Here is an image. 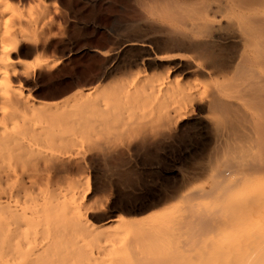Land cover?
Masks as SVG:
<instances>
[{
	"label": "rangeland",
	"instance_id": "1",
	"mask_svg": "<svg viewBox=\"0 0 264 264\" xmlns=\"http://www.w3.org/2000/svg\"><path fill=\"white\" fill-rule=\"evenodd\" d=\"M172 1L0 0V264H196L264 232V69L249 73V57L213 71L189 46L213 4L208 22L254 39L223 30L215 55H264V5ZM59 158L71 162L61 174Z\"/></svg>",
	"mask_w": 264,
	"mask_h": 264
},
{
	"label": "bare ground",
	"instance_id": "2",
	"mask_svg": "<svg viewBox=\"0 0 264 264\" xmlns=\"http://www.w3.org/2000/svg\"><path fill=\"white\" fill-rule=\"evenodd\" d=\"M172 1V0H171ZM247 1V0H246ZM246 1H245V4H246ZM250 1V0H249ZM173 2V1H172ZM194 2V1H193ZM263 3V4H262ZM177 4V3H176ZM188 4V3H187ZM187 4H184V6L185 5H187ZM191 4V3H190ZM196 4V3H195ZM194 4V5H195ZM244 4V3H243ZM247 4L248 5H251V6H247V5H244V6H241V5H239V3L238 2H236V3H233V5H235L236 7L237 6H239V9H240V11L243 13L244 11H246V13L248 14V12L247 11H252V9L253 8H255V7H257V6H261V5H264V1H262V0H251V2H247ZM192 5V4H191ZM197 5V4H196ZM205 5V4H204ZM213 5V4H212ZM211 4L210 5H205V7L203 6L202 8L200 7V9L201 10H199V11H203V14H204V18L202 17V13L201 14H197V15H201V17L200 18H203V21L202 22H200V23H194V24H192V27L191 28H193V29H196L197 31H198V33H200V37L202 38V40H201V42H199V43H197V44H190L189 46H190V50H195L196 52H198L197 54L198 55H200V57L203 59L204 58V60H206V62H208V64H209V66L211 67V68H214L213 69V71L215 70V69H217V71L219 70V69H229V68H231V70H232V68L234 67V65H235V62L236 61H238V62H240L241 63V61H244V62H246V60H247V58H249L250 57V59H248V60H250V63H251V65L250 66H248L249 68H245V69H248V72L250 73L251 72V70H254V68H259V69H264V55H232V56H230V58H229V56H228V58L229 59H227V60H225L224 58H221L222 56L221 55H215V52H214V50H213V47L215 46H213V44L211 43V41L212 40H214V39H216V38H220L219 37V35L221 34V32L223 31V30H227V33L228 34H230V35H232V37L233 38H235V39H237L238 40V42H240V44H242V45H247V44H249V45H252L253 44V42L252 41H254V39L253 40H251V43H250V41H248V40H246L244 37L245 36H242L240 33H238V31H237V28H236V24L233 22V21H228L227 23H226V25H222V24H216V23H210V22H208V20H207V14H210V13H214V11L216 10V7L215 6H212ZM254 7H253V6ZM188 6V5H187ZM226 6V5H225ZM220 7V6H219ZM184 8V7H183ZM188 8V7H187ZM203 9V10H202ZM222 9V8H221ZM223 10V9H222ZM238 10V9H237ZM237 12V11H236ZM259 12V11H258ZM241 13V14H242ZM246 14V15H247ZM253 14V13H252ZM252 14H250V15H252ZM256 14V13H255ZM193 16H195V14L193 15ZM256 17V16H255ZM251 19H253V18H251ZM250 19V20H251ZM262 19V18H261ZM260 19V20H261ZM260 20H259V18H255L254 19V24H259V22H260ZM200 21H201V19H200ZM255 21H257L256 23H255ZM263 22H264V20H263ZM262 21H261V24H264ZM256 25V26H257ZM261 26V25H260ZM258 27V26H257ZM262 27V26H261ZM263 29H264V25H263V27H262ZM259 29V28H258ZM260 31V30H259ZM194 32H195V30H194ZM252 33V32H251ZM255 33V32H254ZM253 33V34H254ZM259 35H261V33L259 34ZM251 36H252V34H251ZM257 37V36H256ZM254 38V37H253ZM256 40V39H255ZM177 41V40H176ZM170 42V41H169ZM181 42V41H180ZM177 43V42H176ZM179 43V42H178ZM177 43V44H178ZM194 43V42H193ZM180 44V43H179ZM258 44H260V43H258ZM185 45V44H184ZM254 45V44H253ZM252 45V46H253ZM174 46V45H173ZM248 46V45H247ZM19 49V48H18ZM187 49V48H186ZM214 49H216V48H214ZM235 49V48H234ZM244 51V50H243ZM224 57V56H223ZM238 62H236L237 63V65H238ZM244 62H243V64H244ZM158 63V62H157ZM237 65H236V67H237ZM240 65V64H239ZM246 65V64H245ZM240 67H242V66H240ZM243 68V72L245 73V71H246V73H248L247 72V70H244V66L242 67ZM241 68V69H242ZM163 69H165V68H163ZM258 69V70H259ZM181 71V70H180ZM216 71V70H215ZM220 71V70H219ZM257 71V70H256ZM213 73V72H212ZM248 73V74H249ZM253 73H255L256 74V72H253L252 71V73L251 74H253ZM243 74V73H242ZM250 74V75H251ZM246 75V74H245ZM241 77V76H240ZM258 76H254V78H257ZM259 78H261V77H259ZM258 78V79H259ZM241 79V78H240ZM245 79V78H244ZM243 79V80H244ZM251 79V78H250ZM235 80H237L236 78H235ZM252 80H254V79H252ZM251 80V81H252ZM238 81H240V80H238ZM261 82L260 83H262V78H261V80H260ZM263 82H264V79H263ZM256 82H254V84H255ZM237 84V83H236ZM243 84V83H242ZM249 84H250V82H249ZM253 84V85H254ZM240 85V84H239ZM245 85H246V83H245ZM251 85V84H250ZM236 87V86H235ZM250 88V87H249ZM252 88V87H251ZM256 87L255 86H253V88L252 89H255ZM258 88V87H257ZM246 91V90H245ZM244 91V92H245ZM250 91V90H249ZM259 91V90H258ZM239 92H240V90H239ZM247 93V92H246ZM258 93V92H257ZM244 94V93H243ZM245 95V94H244ZM248 95H250V94H248ZM247 95V97H249ZM246 96V95H245ZM256 96H258V95H256ZM262 98L264 99V97H261V98H259V99H261L262 100ZM218 99V98H217ZM252 99H253V97H252ZM219 102V101H218ZM213 103V102H212ZM211 104V103H210ZM214 104V103H213ZM222 105H223V107H225V105H224V103H221ZM233 105V104H232ZM231 105V106H232ZM214 107V106H213ZM217 107H218V105H217ZM222 107V109L223 110H225L224 108ZM233 107V106H232ZM209 108H210V105H209ZM228 108H229V106H228ZM219 109V108H218ZM217 109V110H218ZM229 109H231V108H229ZM233 109V108H232ZM235 109V108H234ZM220 111V110H219ZM240 111V110H239ZM220 112H222V110L220 111ZM232 112V111H231ZM225 113V112H224ZM226 114V113H225ZM228 115V114H227ZM226 115V116H227ZM244 117H245V114H244ZM230 118V117H229ZM241 119V118H240ZM245 119V118H244ZM249 119V118H248ZM236 120V119H235ZM249 123V122H248ZM235 124V123H234ZM80 125H81V123H80ZM233 125V124H232ZM233 126H235V125H233ZM218 128V127H217ZM229 128V127H228ZM231 128V127H230ZM238 128V127H237ZM248 128V127H247ZM233 129V128H232ZM172 130V129H171ZM238 130V129H237ZM237 130L235 131V133H241V134H243L244 132H241V130H239V132H237ZM231 132V131H230ZM159 133H160V131H159ZM165 134V133H164ZM232 134V133H231ZM230 134V135H231ZM246 135H248V134H246ZM162 136H164V135H162ZM232 136V135H231ZM146 137V136H145ZM238 137V136H237ZM148 138V137H147ZM146 138V139H147ZM243 138V137H242ZM249 138V137H248ZM38 139V141H39V139L40 138H37ZM36 139V140H37ZM152 139V138H151ZM150 139V140H151ZM150 140H148V141H150ZM238 140V139H237ZM239 140H240V138H239ZM38 141H36V142H38ZM145 142V141H144ZM234 142V141H233ZM240 142H242V141H240ZM243 142H244V140H243ZM141 143V142H140ZM153 143V142H152ZM242 144V143H241ZM232 147H233V145L232 144H230ZM229 145V146H230ZM235 147V146H234ZM103 148V147H102ZM237 148V147H236ZM219 149V148H218ZM229 150V149H228ZM234 150V149H233ZM233 150H232V148H231V151L233 152ZM237 151L239 150V149H236ZM240 151V150H239ZM218 152V151H217ZM228 153H230V152H228ZM239 154V153H238ZM219 157V156H218ZM229 157V156H228ZM222 158V157H221ZM220 161V160H219ZM227 161V160H226ZM233 161V160H232ZM52 163H50V169H51V171H53V172H55V173H58V174H61V173H64V172H66L67 171V169H68V167L70 166V164H71V162L70 161H67V160H63V159H56V160H54V161H51ZM230 162H231V159H230ZM229 162V163H230ZM245 162V161H244ZM231 164H232V162H231ZM108 165V164H107ZM233 165V164H232ZM237 166H239V164L237 165ZM237 166H236V168H237ZM216 167V166H215ZM244 166H242L241 167V165L239 166V168L241 169H244L243 168ZM261 167H263V166H261ZM261 167H259L258 169L259 170H261ZM238 168V169H239ZM249 168V167H248ZM253 168V167H252ZM246 170V169H245ZM254 170V169H253ZM258 170V171H259ZM257 171V172H258ZM264 171V170H263ZM232 172V171H231ZM260 172H262V171H260ZM222 173V172H221ZM253 173V172H252ZM255 173V172H254ZM259 173V172H258ZM225 175V174H224ZM247 175V174H246ZM219 176V175H218ZM223 178V177H222ZM221 178V179H222ZM208 192H209V190H208ZM208 192H206L205 194H207L208 195ZM212 194V193H211ZM214 194V193H213ZM212 196V195H211ZM199 214V212H196V214L194 215L195 217H196V215L197 216H199L198 215ZM203 214V213H202ZM202 214H200V218L201 217H203L204 218V216H201ZM208 215H209V213H208ZM241 215V214H240ZM186 216V215H185ZM184 216V217H185ZM191 216H192V214H191ZM190 215H189V217H191ZM7 217H16V216H14L11 212L8 214V216ZM188 216L187 217H185V218H189ZM243 217H241V219H242ZM253 218V217H252ZM251 217H250V219H251V223H253L252 221L255 219H252ZM264 219V217H261V219ZM2 218H0V220H1ZM117 219V218H116ZM170 219V218H169ZM192 219H193V217H192ZM216 219V218H215ZM220 219V217H218L217 218V221ZM247 219V218H246ZM260 219V220H261ZM262 219V220H263ZM224 220V219H223ZM259 220V219H258ZM4 221V220H3ZM82 221H84V220H82ZM208 221V220H207ZM214 220H212L211 221V224L210 225H212ZM217 221H216V223H217ZM221 220H219V222H220ZM228 222V220H227V218H226V220H225V222ZM233 221V220H232ZM242 221V224L244 223L243 222V219L241 220ZM244 221H246V220H244ZM255 221H257V217H256V220ZM2 222V221H1ZM38 222L39 221H35L34 219H32V222H31V225H32V223H34V225H35V227L38 225ZM85 222H86V220H85ZM88 222V221H87ZM188 222V221H187ZM203 222V221H202ZM204 222H206V219H204ZM230 222V221H229ZM3 223V222H2ZM7 223V222H6ZM36 223H37V225H36ZM89 223V222H88ZM107 223V222H106ZM112 223V222H111ZM173 223V222H172ZM200 224H204V223H201V222H199ZM235 223H236V226H237V222H232V224H230V225H233V226H235ZM250 223V222H249ZM11 224H13V222L11 221V223L10 224H8V228H9V225H11ZM86 224V223H85ZM206 224H207V222H206ZM205 224V226H207ZM214 224H215V221H214ZM229 224V223H228ZM246 224V223H245ZM7 225V224H6ZM33 225V226H34ZM91 225V224H90ZM194 225V224H193ZM220 225V224H219ZM239 225H241V224H239ZM247 226L248 225H250V224H246ZM12 226V225H11ZM10 226V227H11ZM13 226H14V224H13ZM27 226H29V224L27 225ZM95 225H93V227H94ZM115 226H116V224H115ZM151 226V225H150ZM195 226H196V224H195ZM197 226H199V224L197 225ZM204 226V227H205ZM225 226H226V223H225ZM260 226V225H259ZM259 226H256V227H259ZM262 226V225H261ZM220 227H222V226H220ZM219 227V228H220ZM240 227V226H239ZM241 227H242V225H241ZM244 228L246 227V226H243ZM249 227V226H248ZM252 227V226H251ZM263 227V226H262ZM261 227V228H262ZM7 228V229H8ZM98 228V227H97ZM96 228V229H97ZM121 228V227H120ZM138 228V227H137ZM199 228V229H198ZM197 229H195V231H199V230H201L200 228L201 227H198ZM207 228V227H206ZM223 228V227H222ZM232 229L233 228H235V227H231ZM10 229V228H9ZM9 229L7 230V231H9ZM12 229V228H11ZM100 229V228H99ZM209 229V228H208ZM214 229V228H213ZM242 229V228H241ZM246 229V228H245ZM6 230V229H5ZM105 230V229H104ZM123 230H126V228L125 229H123ZM222 230V229H221ZM225 229H223L222 231H224ZM246 230H248V228L246 229ZM250 230V229H249ZM251 230H254V229H251ZM250 230V231H251ZM261 230V229H260ZM263 230V229H262ZM14 231V230H13ZM20 231L21 232H23L24 233V230H21V228L19 229V233H20ZM105 231H108V230H105ZM203 231V228H202V230L201 231H199V232H202ZM204 231H205V229H204ZM203 231V232H204ZM214 232H215V230H213ZM226 231V230H225ZM257 231H259V230H257ZM109 232H111V231H109ZM108 232V233H109ZM114 232V231H113ZM112 232V233H113ZM116 232V233H115ZM115 232H114V234L116 235V234H119L118 232H117V230H115ZM176 232V231H175ZM218 232V231H217ZM236 232V231H235ZM238 232V231H237ZM242 232V231H241ZM256 234H260L259 232H256V231H254ZM254 232H249V234H251V233H254ZM3 233V232H2ZM15 233V232H14ZM111 233V234H112ZM120 233H122V232H120ZM124 233H126V232H124ZM124 233H123V235H124ZM192 233V232H191ZM207 233V232H206ZM220 233V232H219ZM242 233H244V232H242ZM264 232H262V235L260 236V235H258V236H260V238H263L264 237V234H263ZM9 234V233H8ZM22 234V233H21ZM25 234V233H24ZM113 234V235H114ZM194 233H192V235H193ZM208 234V233H207ZM227 234V233H226ZM233 234V233H232ZM239 234V233H238ZM245 234V233H244ZM244 234H242V236H241V240L243 239L242 237L244 236ZM3 235V234H2ZM195 235L197 236V234H194V238H195ZM204 235V234H203ZM222 234L220 233L219 234V238H221L220 236H221ZM234 235L236 236V234L234 233ZM241 235V234H240ZM246 235V237L248 238V233L247 234H245ZM251 235H253V234H251ZM6 236V235H5ZM4 236V237H5ZM26 236H27V233H26ZM191 236V235H190ZM190 236H189V238H190ZM199 236V235H198ZM226 236V235H225ZM225 236L224 235H222V239H224L225 238ZM233 236V235H232ZM123 236L121 235V240H123L124 238H122ZM245 237V236H244ZM254 238H255V236H253ZM106 238V237H105ZM193 238V236H191V239ZM201 238V237H200ZM238 238L239 237H237V241H238ZM257 238V237H256ZM259 238V239H260ZM16 239H17V237H16ZM27 240H28V237L26 238ZM25 239V240H26ZM119 239H120V237H119ZM144 239V238H143ZM202 239V238H201ZM204 239H207V241L209 242V240H210V238H209V235H208V237L206 236ZM204 239H202V240H204ZM233 241H235L233 238H231ZM230 239V240H231ZM249 239V238H248ZM259 239H258V241H259ZM6 240V239H5ZM15 239H13L12 240V242L14 243L15 241H14ZM23 240V245L25 244V243H27V246L25 245V247H28V246H30L31 245V243L29 242V244H28V241L26 242V241H24V239H22ZM105 240H107V239H104V241ZM196 240V239H195ZM215 240V239H214ZM220 240V242H221V239H219ZM218 239H217V241H219ZM226 240H227V238H226ZM229 240V241H230ZM240 240V241H241ZM244 240H246V239H244ZM244 240L242 241V242H244ZM250 240V239H249ZM262 239H260V241L258 242V243H260V245H261V247H264V245H262V241H263V243H264V240H262ZM190 241V240H189ZM189 241H187V242H189ZM191 241H193V239L191 240ZM206 240L205 241H202V242H207ZM212 241V240H211ZM224 241H225V239H224ZM233 241H230V242H233ZM251 241V240H250ZM117 242H120V241H117ZM130 242V241H129ZM149 242V241H148ZM165 242V241H164ZM167 242V241H166ZM187 242H186V244H187ZM205 243V245L207 246L208 244H211V243ZM227 242V241H226ZM256 241H255V243H257ZM4 243V242H3ZM3 243H1L3 246H4V244ZM87 243V242H86ZM104 243V242H103ZM121 243V242H120ZM160 243V242H159ZM193 243V242H192ZM195 243H197V242H195ZM200 243H201V241H200ZM235 243H237V242H235ZM239 243V242H238ZM245 244H246V242H244ZM255 243H253V245H248L246 248H245V246H244V251L243 250H240V249H242L243 248V246H241V248L239 247V250L240 251H228V252H225L224 253V250H223V252L221 251V252H219V253H221L220 255H217L216 254V252L218 251L217 250V248H216V250L217 251H212V252H215V254L213 253V254H211L210 253V251H209V253L208 254H210V255H206V253L205 252H200V254L198 253V255H196L198 258H196V256H195V254H192L191 252V254H188V256H191V258L193 259V257H195L196 259H198L197 260V262L200 260V262H198L199 264H205V263H202V262H206L207 264H264V248L262 249H257V248H254V247H256V246H259L258 244H256L255 245ZM47 244V243H46ZM111 244V243H110ZM109 244V247H108V249H107V247L105 248V249H107V250H109V248H112L113 247V243L111 244L112 245V247H110L111 245ZM190 244V243H189ZM248 244H249V242H248ZM251 244V243H250ZM11 245V244H10ZM15 245L17 246L18 245V243L16 244H13V246L15 247ZM41 245V244H40ZM86 245V244H85ZM105 245V244H104ZM157 245V244H156ZM159 245V244H158ZM161 245V244H160ZM160 245L158 246V247H160ZM169 245V244H168ZM167 245V246H168ZM193 245V244H192ZM195 245V244H194ZM204 245V246H205ZM212 245V244H211ZM211 245H209V246H211ZM230 245V244H229ZM239 245H241V244H239ZM243 245V244H242ZM3 246H1V247H3ZM100 246V245H99ZM105 246H107V245H105ZM164 246V245H163ZM196 246H198V245H196ZM199 246H200V244H199ZM198 246V247H199ZM205 246V247H206ZM208 246V247H209ZM213 246H215V244L213 245ZM231 246H233V244L231 245ZM230 246V247H231ZM252 247V246H254L253 247V249H256L257 251H251L250 249H252V248H250V247ZM0 247V248H1ZM14 247H12V248H14ZM87 247H89V246H87ZM134 247H136V246H134ZM204 247V249H203V247H201L203 250H205V249H207V248H205ZM219 247V246H218ZM221 247V246H220ZM3 248H5V247H3ZM3 248H1L2 250H3ZM11 248V249H12ZM104 248V247H103ZM146 248V247H145ZM200 248V247H199ZM199 248H198V250H199ZM200 248V250H202ZM235 248V247H234ZM237 248V247H236ZM235 248V249H236ZM259 248V247H258ZM0 249V250H1ZM24 249V248H23ZM42 249V248H41ZM165 249V248H164ZM167 249V248H166ZM176 249V248H175ZM209 249V248H208ZM246 249V250H245ZM252 249V250H253ZM35 250V249H34ZM37 250V249H36ZM43 250V249H42ZM42 250H40V251H42ZM90 250V249H89ZM91 250H93V248L91 249ZM90 250V251H91ZM124 250V249H123ZM169 250V249H168ZM178 250V249H177ZM177 250H176V252H177ZM188 250H190V249H188ZM225 250H227V249H225ZM232 250H234V249H232ZM11 251V250H10ZM9 251V252H10ZM13 251H14V249H13ZM12 251V252H13ZM94 251V250H93ZM166 251V255H167V250H165ZM171 251V250H170ZM169 251V254L171 253ZM191 251V250H190ZM195 250L193 249L192 250V252H194ZM4 252H7V251H4ZM29 252V251H28ZM38 252V251H37ZM114 252V251H113ZM173 252V251H172ZM186 252V251H185ZM16 253V252H15ZM14 253V254H15ZM25 253V252H24ZM50 253H51V251H50ZM188 253V252H187ZM186 253V254H187ZM218 253V254H219ZM2 254V252L0 253V256H2L1 255ZM21 254H23L22 253V250H21ZM40 254V253H39ZM110 254V253H109ZM137 254V253H136ZM136 254H135V256H136ZM174 254V253H173ZM177 254H178V252H177ZM180 254H182V253H180ZM18 255V254H17ZM28 255V254H27ZM32 255H33V253H32ZM42 255V254H41ZM106 256L108 255V254H105ZM111 255V254H110ZM139 255V254H138ZM193 255V256H192ZM204 255V256H203ZM206 255V256H205ZM34 256V255H33ZM42 256H44V255H42ZM41 256V257H42ZM90 256H93V254H91ZM99 256V255H98ZM147 256V255H146ZM19 257V256H18ZM17 257V258H18ZM23 257V256H22ZM104 257V256H103ZM108 257V256H107ZM112 257H113V255H112ZM111 257V258H112ZM131 257H133L132 255H131ZM165 257V256H164ZM163 257V258H164ZM2 258H3V256H2ZM2 258H0V259H2ZM17 258H15V259H17ZM21 258V257H20ZM25 258V257H24ZM106 258V257H105ZM122 258V257H121ZM120 258V259H121ZM136 258V257H135ZM191 258H188V260H191ZM194 258V259H195ZM4 259H5V257H4ZM14 259V258H13ZM22 259V258H21ZM29 259H31V258H29ZM35 259V258H34ZM91 259H92V257H91ZM97 259H99L100 260V257L99 258H97ZM162 259V258H161ZM165 259V258H164ZM193 259V260H194ZM196 259H195V261H196ZM48 260H50V259H48ZM92 260H94V261H96V259H92ZM101 260H103V259H101ZM101 260L99 261L100 263H102L101 262ZM105 260V259H104ZM154 261H155V259H153ZM152 260V261H153ZM156 260H157V258H156ZM192 260V261H193ZM42 261V260H41ZM58 261H59V259H58ZM65 261V260H64ZM89 261H90V259H89ZM94 261H92L91 263H93ZM106 262H107V260H105ZM110 261V260H109ZM108 261V262H109ZM143 261V260H142ZM142 261H139V263H141ZM150 261V260H149ZM151 261V262H152ZM153 261V262H154ZM182 261H184V260H182ZM187 261V260H186ZM2 262V261H1ZM6 262V261H5ZM26 262L27 261H25L24 263L26 264ZM37 262H38V260H37ZM50 261H48V263H49ZM52 262V261H51ZM75 262V261H74ZM106 262H104L105 264H106ZM133 262H135V260H133ZM9 263V262H8ZM38 263H41L40 262V260H39V262ZM60 264L61 263V261L60 262H57V263H55V264ZM86 263H87V261H86ZM99 263V264H100ZM131 263V262H130ZM129 263V264H130ZM156 263V262H155ZM192 263V262H191ZM190 263V264H191ZM198 263H196V264H198ZM5 264V263H4ZM19 264V263H18ZM42 264H44L43 262H42ZM51 264H54V263H51ZM70 264V263H69ZM74 264V263H73ZM89 264V263H88ZM131 264H133V263H131ZM137 264V263H136ZM147 264H148V262H147ZM157 264V263H156ZM160 264H162V263H160ZM176 264V263H175ZM183 264V263H182ZM185 264V263H184Z\"/></svg>",
	"mask_w": 264,
	"mask_h": 264
}]
</instances>
